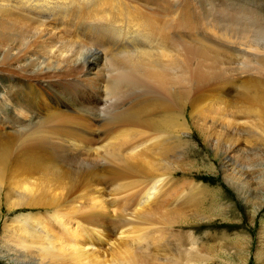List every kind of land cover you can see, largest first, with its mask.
Masks as SVG:
<instances>
[{"label":"bare ground","instance_id":"6f19581e","mask_svg":"<svg viewBox=\"0 0 264 264\" xmlns=\"http://www.w3.org/2000/svg\"><path fill=\"white\" fill-rule=\"evenodd\" d=\"M219 2L0 0V185H5L8 201L16 189L10 201L14 207L26 201L31 206L53 205L60 227L55 234L42 221L41 231L30 224L33 233L23 227L22 236L49 248L54 245L48 255L59 248L58 253L92 257L96 264L106 261L105 255L99 258L95 250L88 251L96 241L113 246L112 264H150L156 259L146 250L141 254L128 249L132 243L127 247L125 239L131 237L123 238L124 226L116 225V216L103 206L86 213L92 216L78 217L72 216L78 211L62 208L75 180L92 181L99 189L133 168H123L118 153L111 160L120 162L123 170L114 166L102 172L98 166L84 176V171L70 169L73 159L68 154L102 159V149L115 148L130 136L128 128L142 125L185 130V110L208 100L214 102L210 110L225 118L230 110L247 120L264 116V6ZM227 46L238 63L229 61L234 57L228 56ZM122 85L132 86V92L122 94ZM234 117H229L230 124L242 122ZM113 128L123 129L117 138ZM128 149L134 157L140 153L137 144ZM43 184L45 193L39 188ZM152 195L146 193L145 203L152 202ZM118 235L119 243L113 244ZM157 238V248L164 247Z\"/></svg>","mask_w":264,"mask_h":264},{"label":"rangeland","instance_id":"374dc122","mask_svg":"<svg viewBox=\"0 0 264 264\" xmlns=\"http://www.w3.org/2000/svg\"><path fill=\"white\" fill-rule=\"evenodd\" d=\"M241 1L250 4L255 1L254 5L264 6V0ZM221 2L225 3V0H220L219 3ZM234 2L239 3V0ZM229 50L228 56L230 54L234 57L228 58L229 61L238 63L240 60L235 59L236 53L231 48ZM129 86L122 85L120 88L122 87L124 92L120 89L118 91L120 94L121 91L122 94L130 93L132 86L131 89ZM207 102L203 101L201 106L185 110V130H164L162 127L142 125L134 130L128 128L130 136L116 142L115 148L112 146L102 149V159L96 160L93 155L88 156L76 151L68 154L73 159L69 163L70 169L80 174L84 171V176L98 166H101L98 170L102 172H107L110 168L115 170L118 166V170L125 167L133 169H124L123 177L114 182H107V185L99 188L101 191L98 189L100 185L95 187L97 184L92 181L83 184L80 180H75V185H72L75 188L63 198L65 205L62 208L67 205L64 208L67 211L71 208L76 211L74 213L78 211L77 215L71 213L77 217L81 213V216H92L87 214L101 209L110 210L111 216H116V225L124 226L120 227V231H125L123 238L131 237L132 241L125 239L126 246L128 242L132 243V246L128 244V249L132 248L135 252L138 250L137 253L141 254L143 249L149 254H155L154 258L157 260H152L150 264H264V116L256 117L257 121L255 118H248L253 121L247 122V118H239L240 115L230 110L231 113H227L229 117L233 114L235 120H247L246 123H231L238 124V127H235L229 123L231 120L228 116L226 119V115L222 116L210 110V103L212 105L214 102ZM225 119L229 126L224 123ZM260 119L262 121H259ZM216 121H219V124ZM96 125L95 127H100L97 123ZM122 130L113 128L111 132H116L117 138ZM139 131H142L141 134ZM133 143L140 149L137 157L132 156L131 149H128V145ZM118 153L124 160L121 162L123 168L120 162L111 160L112 156ZM105 175L107 177V173ZM2 185L0 264H96L92 257H68V252H63L62 248V253H58L59 248H55V253L48 255L54 245L49 248L38 240L28 239L27 235L22 236L23 227H27L30 234L33 233L30 230L33 226L30 224L37 226V229L34 227L37 231H41L39 226L44 223V226L50 227L45 226L52 233H60V227L55 223L58 212L53 205L31 206L27 201L20 207H14L10 201H14L16 189L10 193L12 199L8 201L5 185ZM119 185L121 190H118ZM50 186L53 184L50 183ZM72 186L69 188H73ZM39 188L45 193L44 184ZM53 190L54 187L51 190L52 195ZM17 191L19 193L21 189L18 188ZM149 192L154 194L151 197L152 202L145 203V195ZM98 205L104 208L99 209ZM142 205L148 207V210L142 211ZM120 217L123 223L120 222ZM156 237L158 241L162 239L160 243L164 244V247L157 248ZM137 238L140 240L137 241ZM119 240L118 235L111 242L118 244ZM141 241L146 249L140 246ZM98 242L96 241L88 251L95 250L99 258L105 255L107 262L104 261V264H112L115 259L112 255L113 246ZM136 243L139 249H136Z\"/></svg>","mask_w":264,"mask_h":264}]
</instances>
